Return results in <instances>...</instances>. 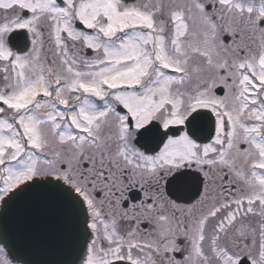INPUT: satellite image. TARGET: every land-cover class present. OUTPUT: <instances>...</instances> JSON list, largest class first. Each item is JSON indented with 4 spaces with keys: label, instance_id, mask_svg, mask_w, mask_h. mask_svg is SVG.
I'll use <instances>...</instances> for the list:
<instances>
[{
    "label": "snow or ice",
    "instance_id": "snow-or-ice-1",
    "mask_svg": "<svg viewBox=\"0 0 264 264\" xmlns=\"http://www.w3.org/2000/svg\"><path fill=\"white\" fill-rule=\"evenodd\" d=\"M42 185L79 264H264V0H0V202Z\"/></svg>",
    "mask_w": 264,
    "mask_h": 264
},
{
    "label": "water",
    "instance_id": "water-1",
    "mask_svg": "<svg viewBox=\"0 0 264 264\" xmlns=\"http://www.w3.org/2000/svg\"><path fill=\"white\" fill-rule=\"evenodd\" d=\"M71 217L58 194L46 186L26 191L0 207V244L21 264H79L68 246Z\"/></svg>",
    "mask_w": 264,
    "mask_h": 264
},
{
    "label": "flooded vegetation",
    "instance_id": "flooded-vegetation-1",
    "mask_svg": "<svg viewBox=\"0 0 264 264\" xmlns=\"http://www.w3.org/2000/svg\"><path fill=\"white\" fill-rule=\"evenodd\" d=\"M25 42H26V41H25V39H24L23 37L17 38L16 41H15V43H18V44H20L21 46H23V44H24ZM4 258H6V259L9 261V264H17V263L12 262V261L7 257L5 251L3 252V255L0 256V259H4Z\"/></svg>",
    "mask_w": 264,
    "mask_h": 264
},
{
    "label": "rangeland",
    "instance_id": "rangeland-1",
    "mask_svg": "<svg viewBox=\"0 0 264 264\" xmlns=\"http://www.w3.org/2000/svg\"><path fill=\"white\" fill-rule=\"evenodd\" d=\"M1 248V247H0Z\"/></svg>",
    "mask_w": 264,
    "mask_h": 264
}]
</instances>
